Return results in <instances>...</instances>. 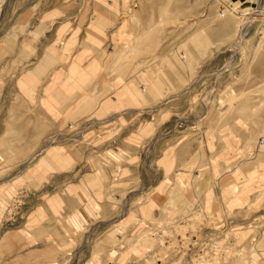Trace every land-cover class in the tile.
Returning a JSON list of instances; mask_svg holds the SVG:
<instances>
[{
	"label": "rangeland",
	"instance_id": "1",
	"mask_svg": "<svg viewBox=\"0 0 264 264\" xmlns=\"http://www.w3.org/2000/svg\"><path fill=\"white\" fill-rule=\"evenodd\" d=\"M0 92V264H264V0H0Z\"/></svg>",
	"mask_w": 264,
	"mask_h": 264
},
{
	"label": "crops",
	"instance_id": "2",
	"mask_svg": "<svg viewBox=\"0 0 264 264\" xmlns=\"http://www.w3.org/2000/svg\"><path fill=\"white\" fill-rule=\"evenodd\" d=\"M10 96H13L11 93ZM2 97V92H0V142H1V134L10 132L11 134L18 133H31V132H44L49 131L51 126V119L48 112L42 110L41 113H37L35 115H29L28 110H19L16 109L14 114H9V110H5L2 112L1 104L3 102H7ZM12 103V100H10ZM25 104V103H24ZM25 109H28L27 107ZM6 118V119H5ZM9 118H15V120H11ZM27 148L26 146H22ZM8 248L12 250H17V244L15 245L12 240L8 243Z\"/></svg>",
	"mask_w": 264,
	"mask_h": 264
}]
</instances>
